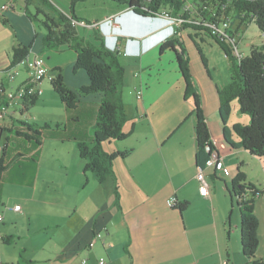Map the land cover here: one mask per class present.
Listing matches in <instances>:
<instances>
[{
	"label": "crops",
	"instance_id": "1",
	"mask_svg": "<svg viewBox=\"0 0 264 264\" xmlns=\"http://www.w3.org/2000/svg\"><path fill=\"white\" fill-rule=\"evenodd\" d=\"M49 1L64 14H70L71 0ZM38 5L37 0H30L28 6L21 0H0V85L5 89L11 87L6 80V71L12 49L17 46L28 47L31 56H41L48 74L61 70L64 83L71 91L89 85L86 72L74 69L77 55L73 50L63 46L55 52L43 47L45 30L37 26L31 17ZM4 6L7 8L2 10ZM101 6L94 14V11H85L76 4V16L93 23L87 26L80 23L75 27L78 35L86 41L95 45L102 41L108 48H119L125 53L124 56L119 55V61L124 69V79L128 74V83L133 85L135 100L124 104L127 122L123 132L126 137L121 141L107 142L103 147L108 153H130L113 161L115 180H109L104 185L98 184L90 173H83L82 159L76 162L70 158V164L66 166L67 169L72 166L74 173L70 195L73 204L59 214L60 220H64L56 225L64 232L61 243L45 242L36 246L31 239L39 236L46 227L32 230L27 226L25 234L20 233L12 220L14 216L28 219L30 209H24L12 199H7L8 203L4 205L5 185L30 189L31 195L24 198L27 206L48 204L47 191L54 187L57 193V186L50 177L41 176L40 156L44 145L34 149L24 137L15 135L16 130H24L15 124L18 103L5 107V100H0V110H4L0 119V142L5 134L4 143L0 146V159L6 168L0 177V263L83 264L85 261V264H98L102 259L104 264H232L239 249V212L234 206L231 182L240 172L245 176V183L255 185L249 164L251 159H259L264 174V157L251 156L244 149H231L224 140L217 91L230 81L229 60L224 55L229 71L227 75L219 74L221 78L218 77L216 69L210 67L206 59V66L203 64L202 53L193 42L192 34L188 33L197 54L195 68L183 36L185 31L180 33L178 40L187 50L190 72L199 93L211 143L230 170V175L224 178H217L209 169L204 170L207 195L202 196L194 161L193 102L191 98L183 97L184 83L179 69L174 68L175 64L178 67L175 54L171 51L169 56H166L168 52L157 54L165 41L175 39L172 27L157 15L138 16L128 7L111 0H103ZM26 8L30 14H27ZM194 36L202 40L200 34ZM163 58L167 59L168 73H171L166 77V83L158 82L156 87L150 84V75L144 82L142 73L150 74L156 68L166 70L163 66L159 67ZM25 79L26 74L19 79L17 86ZM41 85H37L39 91ZM138 92L140 99H137ZM100 99V94L79 98L80 126L73 128L72 137L91 139ZM64 121H67V115ZM232 138L238 141L236 136ZM58 141L74 151V139ZM65 176L68 177V174ZM67 181L62 187L66 188ZM115 187L118 198L113 191ZM62 193L59 189L60 201L66 203L67 198ZM172 197L176 199V206L168 207L166 201ZM261 198L263 196L254 204L259 222L258 248L264 243V235L260 232L261 222L264 223ZM183 203L187 205L180 210L178 206ZM15 205L20 206L17 212L12 210ZM74 217V224L66 228ZM96 233L102 236L89 247ZM10 249L12 254L8 256ZM257 258L264 261V258Z\"/></svg>",
	"mask_w": 264,
	"mask_h": 264
},
{
	"label": "trees",
	"instance_id": "2",
	"mask_svg": "<svg viewBox=\"0 0 264 264\" xmlns=\"http://www.w3.org/2000/svg\"><path fill=\"white\" fill-rule=\"evenodd\" d=\"M37 1L39 5L31 17L45 30L42 38L43 47L57 52L61 47L68 46L77 55L74 69H82L89 78V85L80 87L74 92L64 83L61 70H57L50 84L65 107L67 121L58 132L50 129L47 131L48 133H59V137L54 136L58 140L74 139L79 158L85 162L83 173H90L98 184L104 185L109 180H115L113 161L116 158H124L130 153L129 151L108 153L103 147L107 142L121 141L126 137L123 132V127L127 122L122 97L124 69L119 61V54L116 50L108 48L102 41L99 45H95L78 35L74 22H83L88 25L90 22L77 17L74 7L78 2L86 0H71L69 15L61 12L49 0ZM111 1L128 7L138 16H154L161 10H165L172 17L186 20L177 30L179 36L173 32L175 39L165 41L159 47V53L162 54L168 50L175 54L179 73L184 83L183 97L184 99L191 98L193 102L196 146L194 161L197 170L205 169L206 160L210 156L207 148L214 150V147L211 143L206 118L202 112L199 93L190 72L186 47L178 40L180 33L186 29H191L196 34L206 31L230 62V81L217 91L218 113L223 125L225 142L231 149H244L251 156L264 157V43L260 47L251 45L249 54L241 58L235 54L234 45L236 46V43H232L235 36L242 32V28L250 23H253L264 35V0ZM24 2L28 6L30 0H24ZM26 12L29 13L27 8ZM223 23H227V27L222 29L226 38L221 37L213 29H221L220 26L222 27ZM235 23L236 28H232ZM198 50L201 53L199 48ZM28 54V47L13 48L7 71L20 63ZM201 58L206 66V60L202 55ZM90 94H100L101 99L95 113L92 136L88 141L72 137L71 133L75 126H80L78 124L80 122L79 98ZM37 98V95L25 97L22 100L20 113L28 112ZM233 102L238 104L240 114L248 116L249 122L246 125L233 124L230 129L227 123ZM5 105L7 107V101ZM18 125L24 130H16L15 135L24 137L34 149L39 148L42 144L41 139L44 138L42 129H46L48 125L45 124L40 128L24 121H19ZM233 135L238 138V141L233 140ZM32 160L35 161V158ZM5 171L3 160L0 159V177ZM231 185L233 201L239 212V239L242 256L246 264H264L262 259L256 257L259 246V222L254 213L255 201L261 196L264 198V190H259L251 183H245V176L240 172H237L232 179ZM113 191L115 197L118 198L116 187ZM186 205L187 203L180 204L178 208L183 210Z\"/></svg>",
	"mask_w": 264,
	"mask_h": 264
},
{
	"label": "rangeland",
	"instance_id": "3",
	"mask_svg": "<svg viewBox=\"0 0 264 264\" xmlns=\"http://www.w3.org/2000/svg\"><path fill=\"white\" fill-rule=\"evenodd\" d=\"M103 0H86L84 2H78V6L84 8L85 11H89L95 14L102 6ZM107 2H110V0H106ZM95 7V8H94ZM88 21L90 23H93L92 20H84ZM37 23V22H36ZM37 23V26L42 28L44 31V28ZM221 28V26H220ZM232 28H236V23L233 25ZM242 32H239L237 36L234 38V42L236 43V47L238 49V53L240 54L241 57H245L249 54L250 51V46H256L260 47L264 43V35L260 33V31L257 29V27L253 24L250 23L247 26H244L242 28ZM186 32V33H185ZM183 34L184 39L189 47L190 53H191V59L194 62V67L196 68V59L197 54L196 51L191 44V41L188 37V33H191L193 36V42L195 43L196 47H198L201 50L202 56L204 59L208 61V65L210 67H213L216 69L215 75L217 74L218 77L219 74L221 76L227 75L228 74V63L224 57V53L220 49V47L215 43V41L208 35L206 31H202L199 34L201 35V39L198 36H194L196 32H194L191 29H186ZM168 52L166 56H169L170 51H165ZM157 54H159V50H157ZM198 60V59H197ZM199 64L201 65V62L199 60ZM165 68L166 70H157L154 69L150 72V74L142 73L141 76L143 77L144 82H147V78L150 75V84L156 85L157 83L160 82L162 84L166 83L167 76H171V73L169 72V64L166 58H163L162 61L159 63V67ZM177 70L178 67L176 64L174 65ZM171 67V66H170ZM19 76L15 79L13 83H11V88H16L17 83L20 78L25 75L24 71V66L20 65L17 67ZM173 69V68H172ZM54 72L47 75L45 79L41 82V89L40 93L37 95V100L35 101L34 105L31 106L28 110V112H25L23 114L20 113V101H16L18 103V106L16 107L15 111V124L18 125L19 121H25L26 123L36 125L38 127H43L45 124L48 125L46 129H42L43 137L41 139L42 145H44V150L43 153L41 154L40 158V165H41V176H48L52 181L55 183L54 186L56 187L54 192L53 188L50 187V190L47 192L49 193L47 197L48 204L43 205L39 203H34L31 204L30 206H27L26 203L24 202V198H28L29 195H31V190L25 187H20V186H15V185H9L6 184L4 188V201L3 204H7L8 201L7 199H12L11 201L15 200L24 209H30V215L29 218H22L19 219L17 216H14L13 218V225H16L18 227V230L20 233L22 232L23 235L25 234V229L28 226L32 230L39 229L40 227H46L43 232L40 233L39 236L33 237L31 240L33 241L34 245H39L42 243L47 242L48 244H54L58 245L59 242L61 243V237L62 233L61 229L59 230V227H56V225L59 226V223H62L64 220H60L59 214L62 209L67 210V208H71L73 204V198L70 197L71 195V190H72V185L71 181L73 178V170L72 166L71 169H67V164H70V158L71 161H78L79 160V155L77 152V149L74 147L71 151V149H67V144H61L59 141L54 137L58 136L59 133H48L47 130H52V131H59V129L63 128L65 125V117H66V112H65V107L60 101L58 95L53 91L52 86L50 84V79L54 77ZM128 74H125V79H124V85L122 89V97H123V102L126 105V103H130L131 101L134 102V90H133V85L128 83ZM130 78L132 76L130 75ZM221 78V77H220ZM140 78H138L137 81H139ZM138 95L140 96V92H138ZM136 97V94H135ZM64 121V122H62ZM249 118L247 115H242L238 111V104L235 102L233 105V110L231 113V116L229 118V128H232L233 124L236 123H248ZM59 125L60 128H59ZM50 132V131H49ZM93 132V131H91ZM4 135L2 136L0 146L3 145L4 143ZM7 135V134H6ZM235 137V135H233ZM68 142V141H67ZM63 147V149L61 147ZM71 148V147H70ZM74 154V155H73ZM252 163L249 164V169H251V173L254 176V179L252 180L253 183L256 185V187L262 191L264 189V174L261 172L260 169V161L259 159H251ZM84 162V161H83ZM85 165V162H84ZM70 167V166H69ZM68 174V177L65 175ZM68 179L67 181V186L66 188L62 187L63 182ZM58 188V189H57ZM59 189L63 192L62 194L64 195L66 199V203L60 201V194H59ZM70 193V194H69ZM262 204H264V199L261 198ZM234 206L237 208V206L234 203ZM3 207V206H2ZM3 209V208H2ZM258 212V210H257ZM260 215V212H259ZM79 219V218H78ZM76 220V217L74 219H71L68 225H66V228H69L71 224H74L73 221ZM62 221V222H61ZM81 223V220L79 221ZM83 224V223H82ZM63 228V227H62ZM47 229V230H46ZM63 230V229H62ZM65 230V228H64ZM66 231V230H65ZM260 232L262 233L261 235H264V223L261 222V228ZM237 246H239L238 249V254L232 261V264H246L245 258H243L241 249H240V239L239 237L237 238ZM12 249L9 250L8 256L11 255ZM257 257L264 258V243H261V246L258 248Z\"/></svg>",
	"mask_w": 264,
	"mask_h": 264
},
{
	"label": "built area",
	"instance_id": "4",
	"mask_svg": "<svg viewBox=\"0 0 264 264\" xmlns=\"http://www.w3.org/2000/svg\"><path fill=\"white\" fill-rule=\"evenodd\" d=\"M24 1V0H21ZM7 7L4 6L2 7V10H5ZM165 20H167L170 24V26L173 29V32L175 35L179 36V33L177 30L180 28V26L186 22V20L180 18V17H172L170 16L167 11L161 10L158 14H155ZM81 25L87 26L88 24H85L83 22H80ZM80 23H75V26L80 24ZM227 27V23H223L221 29H215V32L218 33L221 37H225L226 35L223 32L222 29ZM234 44V41H232ZM235 48V54L237 55L238 58H241L240 54L238 53L237 47L234 45ZM118 54H122L121 51L116 48L115 49ZM124 55V54H122ZM23 65L24 66V71L26 74V79L24 83L21 85L17 86L16 88H8L5 89L2 85H0V100H5L7 101L9 106H12L14 102L20 101L22 106V100L25 97H30L34 95H38L40 93L39 89H37V85H39L43 79H45L48 75L47 71V66L45 64V60L41 56H31L30 54L27 55L26 58H24L20 63H18L15 67L11 68L6 72V80L8 84H11L15 81V79L19 76V72L17 67ZM51 80V78H49ZM137 99H140V96L137 95ZM4 110H0V119L3 117ZM207 150L210 152L209 158L206 160L205 163V169H209L212 171L217 178H224L228 177L230 175V170L229 168L225 165L223 158L219 155V153L214 149L210 150L207 148ZM204 170H197V175L196 178L200 182L201 186L199 188L200 194L202 196L207 195V187L204 184ZM167 206L168 207H175L176 206V199L174 197L169 198L167 201ZM12 210L14 211H19L20 206L15 205L12 207ZM2 221V215H0V222ZM101 233H96L94 234L93 239L89 243V247H92L97 239L101 238ZM1 240V238H0ZM83 264H85V261H83ZM98 264H104V261L100 259L98 261Z\"/></svg>",
	"mask_w": 264,
	"mask_h": 264
},
{
	"label": "clouds",
	"instance_id": "5",
	"mask_svg": "<svg viewBox=\"0 0 264 264\" xmlns=\"http://www.w3.org/2000/svg\"><path fill=\"white\" fill-rule=\"evenodd\" d=\"M118 49H119V48H118ZM119 50L121 51V49H119ZM121 53L125 55V53H123L122 51H121ZM122 54H119V55H122ZM124 55H123V56H124Z\"/></svg>",
	"mask_w": 264,
	"mask_h": 264
},
{
	"label": "water",
	"instance_id": "6",
	"mask_svg": "<svg viewBox=\"0 0 264 264\" xmlns=\"http://www.w3.org/2000/svg\"><path fill=\"white\" fill-rule=\"evenodd\" d=\"M227 1H234V0H227ZM246 1H254V0H246Z\"/></svg>",
	"mask_w": 264,
	"mask_h": 264
}]
</instances>
